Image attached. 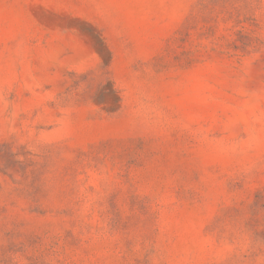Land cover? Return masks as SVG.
<instances>
[{
  "label": "rangeland",
  "instance_id": "obj_1",
  "mask_svg": "<svg viewBox=\"0 0 264 264\" xmlns=\"http://www.w3.org/2000/svg\"><path fill=\"white\" fill-rule=\"evenodd\" d=\"M0 264H264V0H0Z\"/></svg>",
  "mask_w": 264,
  "mask_h": 264
}]
</instances>
